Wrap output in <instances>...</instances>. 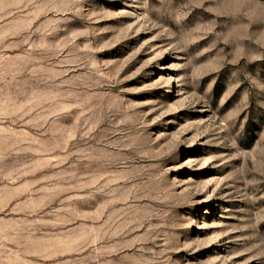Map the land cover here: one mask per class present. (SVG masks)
I'll return each instance as SVG.
<instances>
[{"label":"rangeland","instance_id":"374dc122","mask_svg":"<svg viewBox=\"0 0 264 264\" xmlns=\"http://www.w3.org/2000/svg\"><path fill=\"white\" fill-rule=\"evenodd\" d=\"M0 264H264V0H0Z\"/></svg>","mask_w":264,"mask_h":264}]
</instances>
